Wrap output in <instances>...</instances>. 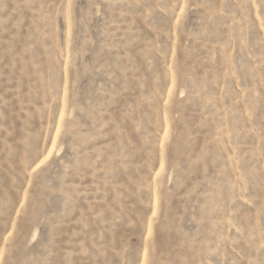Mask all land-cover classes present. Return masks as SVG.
<instances>
[{
  "label": "rangeland",
  "instance_id": "rangeland-1",
  "mask_svg": "<svg viewBox=\"0 0 264 264\" xmlns=\"http://www.w3.org/2000/svg\"><path fill=\"white\" fill-rule=\"evenodd\" d=\"M0 264H264V0H0Z\"/></svg>",
  "mask_w": 264,
  "mask_h": 264
}]
</instances>
